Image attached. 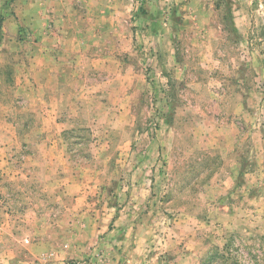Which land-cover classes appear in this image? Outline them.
<instances>
[{
  "label": "rangeland",
  "instance_id": "374dc122",
  "mask_svg": "<svg viewBox=\"0 0 264 264\" xmlns=\"http://www.w3.org/2000/svg\"><path fill=\"white\" fill-rule=\"evenodd\" d=\"M0 264H264V0H0Z\"/></svg>",
  "mask_w": 264,
  "mask_h": 264
},
{
  "label": "crops",
  "instance_id": "0c3cea01",
  "mask_svg": "<svg viewBox=\"0 0 264 264\" xmlns=\"http://www.w3.org/2000/svg\"><path fill=\"white\" fill-rule=\"evenodd\" d=\"M71 55L68 47H49L40 42L34 49L20 51L19 67L23 73L20 82L17 83L20 86L17 93L23 99L27 97L26 100L30 102L43 103V107L37 110L38 114L48 112L58 118L60 110L57 111L50 101H62V92L59 93L58 85L63 84L62 80L66 79L64 73L71 69L72 62L69 60ZM14 79L18 81L15 76ZM45 103L49 104L46 106ZM55 123L58 121L55 120Z\"/></svg>",
  "mask_w": 264,
  "mask_h": 264
}]
</instances>
